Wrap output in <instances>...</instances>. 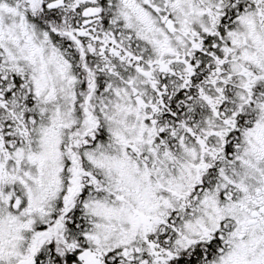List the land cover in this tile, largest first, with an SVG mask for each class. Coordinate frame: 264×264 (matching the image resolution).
I'll return each instance as SVG.
<instances>
[{
	"label": "snow or ice",
	"instance_id": "snow-or-ice-1",
	"mask_svg": "<svg viewBox=\"0 0 264 264\" xmlns=\"http://www.w3.org/2000/svg\"><path fill=\"white\" fill-rule=\"evenodd\" d=\"M0 264H264V0H0Z\"/></svg>",
	"mask_w": 264,
	"mask_h": 264
}]
</instances>
